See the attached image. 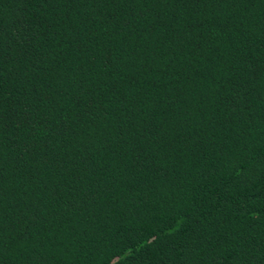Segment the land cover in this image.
Listing matches in <instances>:
<instances>
[{"label": "trees", "instance_id": "trees-1", "mask_svg": "<svg viewBox=\"0 0 264 264\" xmlns=\"http://www.w3.org/2000/svg\"><path fill=\"white\" fill-rule=\"evenodd\" d=\"M0 264H264V0H0Z\"/></svg>", "mask_w": 264, "mask_h": 264}]
</instances>
